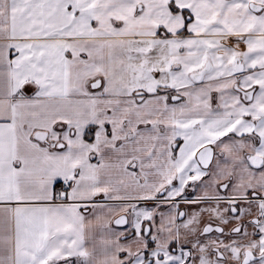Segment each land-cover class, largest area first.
<instances>
[{"label": "snow or ice", "instance_id": "6c2138e0", "mask_svg": "<svg viewBox=\"0 0 264 264\" xmlns=\"http://www.w3.org/2000/svg\"><path fill=\"white\" fill-rule=\"evenodd\" d=\"M0 264H264V0H0Z\"/></svg>", "mask_w": 264, "mask_h": 264}]
</instances>
